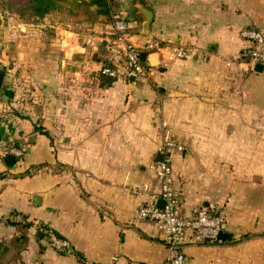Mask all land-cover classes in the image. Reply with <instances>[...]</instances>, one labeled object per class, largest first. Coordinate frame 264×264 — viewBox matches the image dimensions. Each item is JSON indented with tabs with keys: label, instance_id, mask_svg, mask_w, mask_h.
<instances>
[{
	"label": "crops",
	"instance_id": "1",
	"mask_svg": "<svg viewBox=\"0 0 264 264\" xmlns=\"http://www.w3.org/2000/svg\"><path fill=\"white\" fill-rule=\"evenodd\" d=\"M67 1L13 14L11 51L0 48V237L24 239V264H166L162 231L135 214L161 201L154 166L169 156L179 215L204 207L226 222L224 237L185 243L184 264H264V65L237 60L242 29L264 34V0H109L99 13ZM137 4L152 13L147 32ZM115 16L146 54L143 76L100 74L124 71L109 47ZM171 44L193 55L168 60ZM164 140L181 149L162 153ZM10 147L20 154L7 167Z\"/></svg>",
	"mask_w": 264,
	"mask_h": 264
},
{
	"label": "built area",
	"instance_id": "2",
	"mask_svg": "<svg viewBox=\"0 0 264 264\" xmlns=\"http://www.w3.org/2000/svg\"><path fill=\"white\" fill-rule=\"evenodd\" d=\"M115 36L109 41L112 54L123 61L124 71L110 66H104L100 69V74L110 78H117L120 75L143 76L149 71L146 61L140 56V51L126 40L127 27L125 23L114 17ZM240 37L244 46L239 51L237 60L242 65L252 66L254 64L264 65V34L254 28H244L240 31ZM155 44H148L147 50L155 47ZM193 55V49L189 45L171 44L168 47V60L188 59ZM230 61H228V64ZM173 148L181 149L173 141L164 140L160 146L162 153L169 152ZM19 155L20 151L10 147L5 154ZM169 156L154 166L155 177L159 180V199L163 201L162 207L157 206V199L151 203L140 201L136 210V218L156 225L163 233L167 257L166 264H184L185 257L183 245L187 242L201 243L214 241L219 233L226 228V222L222 212H216L204 207L194 210L190 217H181L178 213L181 206V200L171 186L172 175L169 165ZM133 193L139 194L147 191V186L134 187ZM51 247L59 253L73 255L74 251L69 243L54 235L50 231H45ZM82 264H100L84 261ZM105 264H114L110 261Z\"/></svg>",
	"mask_w": 264,
	"mask_h": 264
},
{
	"label": "trees",
	"instance_id": "3",
	"mask_svg": "<svg viewBox=\"0 0 264 264\" xmlns=\"http://www.w3.org/2000/svg\"><path fill=\"white\" fill-rule=\"evenodd\" d=\"M22 2V3H21ZM8 0L10 12L17 15L20 19L30 20L44 17L52 11H61L66 6L67 0ZM109 0H85L83 5L95 6L99 13L102 8H106ZM142 60H145L146 54L140 52ZM143 60V61H144ZM28 172L21 173L19 176L27 175ZM11 225H18L17 222H11ZM2 264V263H0Z\"/></svg>",
	"mask_w": 264,
	"mask_h": 264
},
{
	"label": "rangeland",
	"instance_id": "4",
	"mask_svg": "<svg viewBox=\"0 0 264 264\" xmlns=\"http://www.w3.org/2000/svg\"><path fill=\"white\" fill-rule=\"evenodd\" d=\"M21 1L22 0H20V2ZM9 6L8 0H0V35L2 36L4 33L7 34L9 31L8 24L12 21L13 13L10 12L11 10L9 9ZM8 33L4 44H0L1 50L4 49L3 51L5 52H10L12 47L11 30ZM23 248L24 239H15V236L11 238L0 237V263L24 264L21 260V252Z\"/></svg>",
	"mask_w": 264,
	"mask_h": 264
},
{
	"label": "water",
	"instance_id": "5",
	"mask_svg": "<svg viewBox=\"0 0 264 264\" xmlns=\"http://www.w3.org/2000/svg\"><path fill=\"white\" fill-rule=\"evenodd\" d=\"M137 11L141 15V17L143 18L144 30H145V32H147L150 21L152 19V13L150 11L146 10L145 8H143L142 6H140L139 4H137ZM261 69H262L261 64H258L255 66L256 71L259 72ZM6 71H7V65L0 62V88L3 84V80H4V77L6 75ZM15 160H16V157L13 155H10V154H7L3 157V162L7 167L11 166L15 162ZM162 205H163L162 200L157 203V206H159V207H162ZM221 237H224V234L222 232L219 233V235H218V238H221Z\"/></svg>",
	"mask_w": 264,
	"mask_h": 264
}]
</instances>
